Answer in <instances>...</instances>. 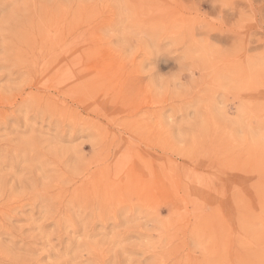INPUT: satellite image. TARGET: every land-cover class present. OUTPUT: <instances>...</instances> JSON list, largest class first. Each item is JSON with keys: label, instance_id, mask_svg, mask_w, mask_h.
Here are the masks:
<instances>
[{"label": "rangeland", "instance_id": "rangeland-1", "mask_svg": "<svg viewBox=\"0 0 264 264\" xmlns=\"http://www.w3.org/2000/svg\"><path fill=\"white\" fill-rule=\"evenodd\" d=\"M0 264H264V0H0Z\"/></svg>", "mask_w": 264, "mask_h": 264}]
</instances>
